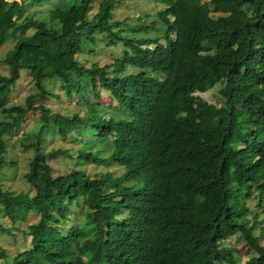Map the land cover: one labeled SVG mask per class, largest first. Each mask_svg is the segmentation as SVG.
<instances>
[{
    "label": "trees",
    "instance_id": "trees-1",
    "mask_svg": "<svg viewBox=\"0 0 264 264\" xmlns=\"http://www.w3.org/2000/svg\"><path fill=\"white\" fill-rule=\"evenodd\" d=\"M114 1L0 0V45L11 42L0 167L12 164L7 134L26 110L40 112L33 140L16 138L32 150L25 188L0 178V215L10 221L0 236L24 233L29 246L0 245V264H264V0H158L162 41L109 20ZM112 42L121 54L112 62L76 57ZM20 70L34 90L24 106L7 105ZM98 84L116 105L97 101ZM215 84L218 104L193 93ZM62 98L83 107L52 110ZM72 128L73 148L40 149L46 134ZM58 154L74 165L54 171L48 158ZM236 232L254 250L243 261L222 243Z\"/></svg>",
    "mask_w": 264,
    "mask_h": 264
},
{
    "label": "rangeland",
    "instance_id": "rangeland-1",
    "mask_svg": "<svg viewBox=\"0 0 264 264\" xmlns=\"http://www.w3.org/2000/svg\"><path fill=\"white\" fill-rule=\"evenodd\" d=\"M92 7L95 8L96 6L93 5ZM163 7H164V3L161 1L158 2V0H116L112 3V11L109 20L113 21L115 19H119L122 21L121 23L122 26L127 23H130V25H132L133 28L138 29V32L136 33L134 32L133 28L132 30L128 29L127 32L130 34L135 33V35L137 36H144V37H148V36L159 37V40L162 41V37H160L161 29H157L160 27L157 24V22L159 21H157L158 17L156 15V11ZM140 14H146V15H140ZM140 16H144L143 20L139 18ZM152 22H154V25L152 24ZM31 32L32 29L29 28L25 33L30 34ZM10 47H11V42L9 41H6L2 45H0V73L4 75L8 73V68L5 66L4 63H2V57L4 56L7 49H9ZM119 55H121L119 53V46L116 43L112 42L110 43L109 46H105V48L102 49H96L95 51L84 50L80 55L76 54V57L80 58L82 61L84 58L87 59V62L85 63H88L89 60L91 61L93 59H98V61L101 63L104 61L109 63L112 62L113 59ZM121 58L125 60L127 66L134 65L135 61L131 57L124 56ZM107 73L111 74V71L109 70ZM55 86H57V84L53 82L52 87ZM216 87L217 84L204 91H194L193 93H197L198 95L205 98L209 102H215L216 104H218L219 102H221V99L217 92ZM33 90L34 88L32 86L31 79L28 73L20 70V76L13 84L12 90L10 91L9 94V100L7 105L20 104L24 106L25 95ZM89 99L91 100L93 99V97L90 95ZM96 99L97 101L100 102H107V103L110 102V105H116L115 99H110L108 90L104 89L103 87L101 88L100 85L98 87V96ZM43 100L44 99H41V101ZM70 100L71 101L69 105H66L65 98H62L61 101L59 100L60 103L51 105L50 108L52 110L65 111L67 113H71L72 111L79 112L83 107L82 102L79 100L75 101L74 99L73 100L70 99ZM39 102H40L39 99H33L31 103L32 105H36ZM108 109L109 107H107L106 113L104 114L106 116L109 114L107 112ZM115 111H119V110L116 109ZM39 113L40 112L37 108H30L26 110V112L24 113V117L16 125L17 128L16 133L7 134L8 140H7L6 155L8 158H10L12 164H8L7 166L4 165L5 168L1 166L0 170L3 173L6 172L10 176L12 174H15L16 178L8 177L5 174H4L5 176L0 175V178L2 179L3 182V187L6 186L9 189H12L13 191H18L21 188H25L24 187L25 183L22 181L19 175L27 169L28 157L32 154V150L30 148L23 149L18 144L16 138L18 139L19 137H27L25 139V142H29L33 140V137L28 135L29 128H31L34 125V123H36ZM114 113L117 114V112ZM77 137L78 136L73 128L68 130L67 133L63 136L55 135V133L53 134L48 133L46 134L45 141L41 143L40 149L45 151L51 147L73 148L75 144L80 141V139H78ZM97 148L99 150L95 148L94 151L100 152L101 155L107 154L106 150L102 151L101 147H97ZM48 162L50 163L54 171H61V172L64 171L66 168L73 166L75 163L72 160L68 162L65 156L60 154L52 158H48ZM84 168L85 171H87L89 174L94 171V168L92 166H89L88 164H85ZM27 218L29 223L34 222L38 218V215L32 214L31 212L28 214ZM79 220L81 221V218ZM0 221L3 225H9L10 223L9 219L4 215H0ZM65 226L66 225L63 226V230ZM256 229L257 228H255L254 230L255 232ZM243 241L244 239L242 238V235L236 232L228 236L224 240H222V243L228 246L231 245L236 246L237 250L235 251V255L238 257L237 259L243 261L248 256L254 253V250H251L249 247L248 248L244 247ZM258 241L260 243L264 242V230L262 231V234L259 236ZM0 245L6 247L8 252L11 253L13 251V250L11 251L12 247H15V249L20 250L23 247L29 246V236L25 235L24 233H20V234H16V239H12V238L10 239L8 235L3 234L0 236Z\"/></svg>",
    "mask_w": 264,
    "mask_h": 264
}]
</instances>
